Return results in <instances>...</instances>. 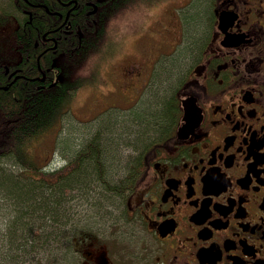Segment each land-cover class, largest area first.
Wrapping results in <instances>:
<instances>
[{
  "label": "flooded vegetation",
  "instance_id": "1",
  "mask_svg": "<svg viewBox=\"0 0 264 264\" xmlns=\"http://www.w3.org/2000/svg\"><path fill=\"white\" fill-rule=\"evenodd\" d=\"M116 1L27 0L24 6L10 0L14 13L0 8L17 21L14 39L0 50L4 74L11 82L29 78L44 91L58 86L56 92L75 96L94 74L115 70L117 79L101 92L103 105L91 118L112 110L104 121L121 120L125 128L133 126L132 118L141 121L146 96L157 91L149 86L162 47L129 49L115 68L112 60L124 35L146 18L141 37L164 33L174 53L178 0H124L122 8ZM205 1L203 39L190 42L196 61L179 93L178 83L170 89L179 97L178 111L135 147L140 161L130 168L127 193L114 207L119 219L108 218L104 233L77 231L67 264H264V0H189L190 10ZM164 4L167 20L146 12ZM105 16L106 43L98 40ZM120 16L126 24H113ZM183 19L180 40L190 39L196 17L187 13Z\"/></svg>",
  "mask_w": 264,
  "mask_h": 264
},
{
  "label": "trees",
  "instance_id": "2",
  "mask_svg": "<svg viewBox=\"0 0 264 264\" xmlns=\"http://www.w3.org/2000/svg\"><path fill=\"white\" fill-rule=\"evenodd\" d=\"M28 1L33 2L34 0ZM119 1L117 0L116 2ZM123 1L121 0L119 2L118 6L121 5L119 8L125 6ZM21 3L27 6V0H21ZM109 7L110 5L103 7L106 14ZM195 15L196 13L193 15L194 18ZM195 20H197L196 24L199 26L198 28H201L203 26L202 19ZM105 24L106 16L100 22V37L103 34ZM42 25L38 23L39 27H43ZM14 37L15 28H12L10 40L12 41ZM200 37L197 40H200ZM4 41L6 39L0 37V43L3 44ZM7 49L8 43L6 44ZM182 50L185 49H181L180 51ZM188 51L192 53L186 45V53ZM7 57L10 58V55H7ZM33 58V67L38 71L36 66V53L33 55ZM187 61L190 64V57ZM177 64L178 60H176L174 66L176 67ZM189 66L179 71L176 76L175 80L178 83L176 88L177 93H179L182 80L189 71ZM157 74H159L158 69L155 71L154 76ZM11 80L12 78L8 79L7 74H4V68H1L0 160L2 158L14 160L22 168L21 173L24 174V179L26 178V181H29L27 185L18 183V185L22 186L21 188L25 189V195L21 196L15 193L17 200L19 199L22 204L28 202L29 199L37 202L33 205V208L32 206L26 205L28 204L26 203L24 209L18 211V214L20 212L19 217L36 221V227L32 228L29 225L30 221L27 220L29 223L28 226L23 232H20L17 238L15 219L12 222L11 231H3L5 241L10 245L5 256L6 259L10 257L13 261L17 260V262L18 257L22 261V256L31 257L33 253L36 255L39 253L46 254L47 258L54 252L56 255L61 253L63 256H67L71 253L72 237L77 231L83 228L87 229L92 224L98 226L104 216L105 207L114 210V207L123 201L124 195L128 190L127 178L128 175H131L129 172L130 168L138 167L140 161L133 156V153L136 152L135 147L139 148L145 144L148 141L146 135L149 132L157 133L163 127L159 123L166 122L172 112L175 113L178 111L176 105H179V97L177 93L170 94V89L176 83L171 84L170 89L162 90L164 95L167 93V97H163V95L158 98L159 89L161 90L162 88H158L150 96H146L148 104H145L146 108L142 111L141 121L132 118L131 122L133 126L125 128L120 123L121 120H103L98 124L101 127L97 129L92 137H89L88 141L81 144L82 147L76 148L68 155L63 165L51 167L49 164L39 162L33 155L30 147L33 146L39 137L46 134L55 135L57 145L59 141V133L57 135V130L60 129L61 122L64 119L63 116L66 115V112L70 108L74 94L65 91L58 93L56 92L58 86L46 87L47 91H44L45 87H38L39 85L36 82L32 83L29 78H19L13 82ZM152 96L153 106H151L153 102L151 103L149 101ZM136 125H139V127H136ZM120 129L128 134L127 137H130V133L133 131L138 132V134H135L137 137L135 138L136 140L133 142L131 140L126 143V145L130 144L131 147L128 163H122V166L119 165L110 174L106 161L102 157L100 139L104 133L106 135L108 134V136L115 133L116 136ZM107 145L108 143H106V147ZM104 157L106 158V155ZM121 167L123 168V173L121 172L119 174ZM112 174L114 176L113 179ZM32 183L41 184L45 188L41 193L33 196V191H31L32 187L30 186ZM10 193L14 197V191ZM8 197H10L9 193ZM8 200L11 201L9 198ZM78 201H82L84 204H91L90 209L82 218L83 222L88 223H83L76 219ZM12 204L14 205V203ZM15 210L17 212V208L14 205L13 211ZM90 218L93 221H88ZM23 224L25 223L23 222Z\"/></svg>",
  "mask_w": 264,
  "mask_h": 264
},
{
  "label": "rangeland",
  "instance_id": "3",
  "mask_svg": "<svg viewBox=\"0 0 264 264\" xmlns=\"http://www.w3.org/2000/svg\"><path fill=\"white\" fill-rule=\"evenodd\" d=\"M189 0H178L177 2V7H176V14L178 15L177 23L178 27L180 28L176 34L177 40L179 43V40L181 38V22L184 20L183 18L186 16L187 13H190V17L192 19V15H195L196 19H202V22H204V19L206 18V1L205 4L202 2L200 3V6L192 7L190 10V4L188 3ZM0 8L5 9V11L9 13H14L15 10L13 4L10 3V0H0ZM168 9L169 5L164 4L160 8H152L151 10H146V12L154 17H159L163 18L165 20L168 19ZM125 13V12H122ZM119 13V14H122ZM0 24L4 23L6 21L10 20V17H8V14L6 13H0ZM121 18L118 17L113 24L115 23H120L122 26L125 23V17H122V19L119 21ZM14 19V17H13ZM172 19L175 21L174 15H172ZM16 20V19H15ZM149 18H146V21H140L138 19V25L139 28L132 33H127L124 35V38L121 40L120 45H119V51L116 54L115 58L112 60V67L115 68L120 61L128 54V50L130 49L131 52L135 50L137 47H144V48H153L156 43H158L159 46L162 47L161 53L164 55L166 53H169V50L171 49V37H169V40L166 38L164 33H155L153 34V38H147V37H141V35L145 34V29L143 26H145L149 22ZM176 22V21H175ZM197 20H192V24L190 23V39H186L185 44L187 45V48H190V42L197 40L200 36V39H203L204 33L203 31V26L201 28H198L199 26L196 24ZM15 25V24H14ZM112 25V24H111ZM109 25L108 27L111 28ZM142 25V26H141ZM141 26V27H140ZM16 27V26H15ZM2 28L0 27V30ZM12 27L4 28L0 32V37L3 39H6L3 44H7L10 41V33H11ZM200 31V32H199ZM183 33L187 36L186 28L183 29ZM107 37L104 39V42L106 43ZM182 42L179 45L178 52L175 54V57L171 60L170 56H164L162 59V65L158 69L159 74L152 76V79L150 82H155L149 86L151 89H158L162 88L161 90L159 89V97L164 95V92L162 90L164 89H170V85L176 82V76L178 75V72L181 71L182 69H186L190 64L187 61L189 57H192V60L190 61L191 64H193L196 61L194 53H190L189 51L186 53V46ZM160 47V48H161ZM181 49H185L180 51ZM147 53L149 55H154L155 50L154 49H147ZM178 60V64L175 67L174 63ZM101 61V60H100ZM98 63V62H94ZM101 64V63H100ZM104 64V63H103ZM101 64V65H103ZM95 65V64H92ZM174 67V68H173ZM110 69V64L107 67V70ZM96 72V71H95ZM94 72V73H95ZM93 73V74H94ZM103 81L108 82V86H105L103 81H101L100 75L103 74ZM101 74H94V79L91 82L86 81V85L82 90H80L75 96H73L72 103L70 105V109L72 111L66 112V115L63 116V120L61 122L60 129L57 130V135L59 133V141L56 145V139L55 135L53 134H46L41 137H39L35 143L33 144L30 149H32V153L35 156V158L41 162L42 164H49L51 167H57L59 165H63L66 161V158L68 155H70L76 148L82 147V143L85 141H88L89 137H92L93 134L97 131V129L101 126H97L98 123L102 122L104 117H108V114L112 115V111L105 112L104 114L100 115V119H94L91 121V114L92 110L96 108L97 106H102V102L104 99L102 98V93L104 92L106 87H110L113 82L116 81L117 79V74L115 70H111L109 74L107 75L106 72H103ZM73 73L69 72L67 77H73ZM149 82V83H150ZM96 86L103 90H97ZM169 94V93H168ZM149 96V95H148ZM167 93L163 97H167ZM111 100V99H110ZM151 103L153 102V96L150 99ZM154 105V102L151 104V106ZM103 108H100V111ZM88 119V122H79L77 119ZM85 121V120H82ZM131 125H133L130 122ZM136 127H139V125H136ZM58 128V127H57ZM122 129V128H121ZM121 129L118 131L117 135L115 136V133H110L112 134L111 136L106 135H101V153L102 157L106 161L107 169L109 173H113L114 170L118 168L119 165L122 166V163H125V160L127 157L130 155L131 147L130 144L126 145L127 142H132L136 140L137 138L135 134H138V132L134 131L130 133V137H127L128 134L121 131ZM138 129V128H137ZM153 132H149L147 135L152 136ZM127 137V138H126ZM109 140V141H107ZM106 143H108L106 147ZM108 152H106V151ZM106 155V158L104 157ZM22 168L19 167L18 164L14 160L7 159V158H2L0 160V264H67L68 262L70 263V259L68 256H63L61 253L55 254L52 253V255L47 258L46 254L39 253V254H34L31 257H26L22 256V261H20L18 257V262L17 260L13 261L12 258L8 257L6 259V254L7 251L9 250V244L8 242L5 241V237L3 235V231H11V225L14 220L16 221L15 223V232L18 236L20 235V232H23L24 229L28 226L27 220L30 221V226L36 227L35 222L32 221L29 218L24 217H19L20 212L18 214V211L20 209H24L25 204L32 206L36 204L37 201L29 199L28 202L26 203H21L19 199L17 200V196L25 195V189L21 188L22 186L18 185V183L27 185L29 181H26L27 179H24V174L21 173ZM93 170V169H92ZM123 168H120L119 174L122 172L123 173ZM90 171V170H89ZM113 174H112V179H113ZM3 185V186H2ZM32 187L31 191H33V196H36L38 193H41V191L45 188L41 184H36L32 183L30 184ZM14 191V197L11 195L10 192ZM8 193L10 194V197H8ZM16 193V194H15ZM14 203L15 207L17 208L14 210V205L11 203ZM91 199V198H90ZM37 200H39L37 198ZM117 201V200H116ZM65 204V202H64ZM63 204V206H64ZM91 204H84L82 201H78V207H77V216L76 219L82 221V218L84 214L87 213V211L90 209ZM13 209V210H12ZM118 209L112 210L111 208L105 207L104 210V216L102 220L100 221V224L96 226L95 224H92L94 226H90L87 229H90L91 233L97 234V233H104L107 231V228L109 225L107 224V219L115 216L114 220H118V215H120ZM22 214V213H21ZM18 215V216H17ZM17 217V218H16ZM34 218V217H31ZM21 219V220H18ZM88 221H93L92 218L88 219ZM104 221V222H103ZM3 224H2V223ZM25 223L22 225V223ZM83 222V221H82ZM103 224L101 225V223ZM83 223H88V222H83ZM88 225V224H87ZM4 228V230H2ZM13 231V230H12ZM90 234V233H89ZM15 235V236H16ZM54 255H56L54 257ZM12 260V261H11ZM72 264V260H71Z\"/></svg>",
  "mask_w": 264,
  "mask_h": 264
},
{
  "label": "water",
  "instance_id": "4",
  "mask_svg": "<svg viewBox=\"0 0 264 264\" xmlns=\"http://www.w3.org/2000/svg\"><path fill=\"white\" fill-rule=\"evenodd\" d=\"M4 88H6V87H4ZM186 102H188V99L187 100H183V103L185 104V106H186ZM185 109H186V107H185ZM186 113H187V110H186Z\"/></svg>",
  "mask_w": 264,
  "mask_h": 264
},
{
  "label": "bare ground",
  "instance_id": "5",
  "mask_svg": "<svg viewBox=\"0 0 264 264\" xmlns=\"http://www.w3.org/2000/svg\"><path fill=\"white\" fill-rule=\"evenodd\" d=\"M64 228V227H63Z\"/></svg>",
  "mask_w": 264,
  "mask_h": 264
}]
</instances>
